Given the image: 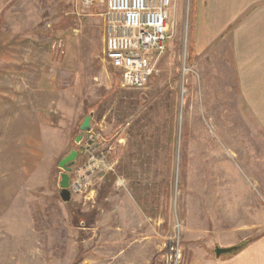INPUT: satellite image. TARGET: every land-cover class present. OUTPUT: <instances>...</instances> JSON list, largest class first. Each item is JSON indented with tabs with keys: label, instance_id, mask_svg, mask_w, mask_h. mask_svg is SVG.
I'll list each match as a JSON object with an SVG mask.
<instances>
[{
	"label": "rangeland",
	"instance_id": "obj_1",
	"mask_svg": "<svg viewBox=\"0 0 264 264\" xmlns=\"http://www.w3.org/2000/svg\"><path fill=\"white\" fill-rule=\"evenodd\" d=\"M187 1L173 0L156 74L122 90L106 0H0V264H191L264 222V81L240 77L236 36Z\"/></svg>",
	"mask_w": 264,
	"mask_h": 264
},
{
	"label": "built area",
	"instance_id": "obj_2",
	"mask_svg": "<svg viewBox=\"0 0 264 264\" xmlns=\"http://www.w3.org/2000/svg\"><path fill=\"white\" fill-rule=\"evenodd\" d=\"M95 1L103 0H84V3L89 6ZM172 8L173 0H106L104 57L118 72L120 89H141L158 71L157 62L173 35ZM186 43L185 38L179 74L181 97L186 93L190 71Z\"/></svg>",
	"mask_w": 264,
	"mask_h": 264
},
{
	"label": "crops",
	"instance_id": "obj_3",
	"mask_svg": "<svg viewBox=\"0 0 264 264\" xmlns=\"http://www.w3.org/2000/svg\"><path fill=\"white\" fill-rule=\"evenodd\" d=\"M199 2L205 4V17L209 21L211 34H231L236 36L232 50L235 51V62L240 77L246 68L258 75V82L264 81V0H193L197 12ZM228 28V29H227ZM242 81V78H241ZM238 194L245 188L235 190ZM237 207L236 209H239ZM244 208V205L242 206ZM246 226L239 223L228 230L227 237L213 244L210 250L195 258L191 264H264V232L262 220ZM255 228V239L243 248L222 257H216L214 249L217 245H238L251 236ZM262 232V233H261Z\"/></svg>",
	"mask_w": 264,
	"mask_h": 264
},
{
	"label": "water",
	"instance_id": "obj_4",
	"mask_svg": "<svg viewBox=\"0 0 264 264\" xmlns=\"http://www.w3.org/2000/svg\"><path fill=\"white\" fill-rule=\"evenodd\" d=\"M90 115H91V113H90ZM90 115L84 119V122L81 125L82 130H84L88 126ZM74 155H75V152L71 151L69 156H67L65 159H63L59 162V167L63 168V164L68 160H72ZM59 185H60L59 195H60L61 199L63 201H68L71 198V193H70V190L68 188V186H69V175L66 172L61 174V179H60ZM238 247H239L238 245L216 246L214 249V254L216 257H221L224 255L233 253L235 250L238 249Z\"/></svg>",
	"mask_w": 264,
	"mask_h": 264
},
{
	"label": "flooded vegetation",
	"instance_id": "obj_5",
	"mask_svg": "<svg viewBox=\"0 0 264 264\" xmlns=\"http://www.w3.org/2000/svg\"><path fill=\"white\" fill-rule=\"evenodd\" d=\"M69 155H70V153H68L63 158H61V160L65 159ZM75 158H76V155H74L72 160H68L63 164L62 169H63V171H65L69 175V179H70V172L72 171V168H73L74 163H75Z\"/></svg>",
	"mask_w": 264,
	"mask_h": 264
},
{
	"label": "trees",
	"instance_id": "obj_6",
	"mask_svg": "<svg viewBox=\"0 0 264 264\" xmlns=\"http://www.w3.org/2000/svg\"><path fill=\"white\" fill-rule=\"evenodd\" d=\"M1 23H2V20H1V18H0V25H1ZM73 152H75V154L77 153L76 151H73ZM255 238H256V237H249V238H247V239L241 241V242L238 244L239 247H238L237 250L243 248L248 242H250L251 240H253V239H255ZM237 250H235L234 252H236Z\"/></svg>",
	"mask_w": 264,
	"mask_h": 264
}]
</instances>
